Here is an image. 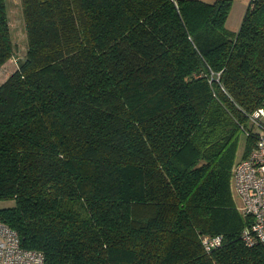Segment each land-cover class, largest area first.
Instances as JSON below:
<instances>
[{
  "label": "trees",
  "instance_id": "1",
  "mask_svg": "<svg viewBox=\"0 0 264 264\" xmlns=\"http://www.w3.org/2000/svg\"><path fill=\"white\" fill-rule=\"evenodd\" d=\"M0 84V221L44 264H264L232 167L264 106V0H19ZM14 54L0 0V67ZM243 139V151L237 147ZM220 234L205 251L201 235Z\"/></svg>",
  "mask_w": 264,
  "mask_h": 264
},
{
  "label": "built area",
  "instance_id": "2",
  "mask_svg": "<svg viewBox=\"0 0 264 264\" xmlns=\"http://www.w3.org/2000/svg\"><path fill=\"white\" fill-rule=\"evenodd\" d=\"M256 143L250 153L240 158L232 167L231 186L241 201L240 213L249 218L241 232L242 239L250 246L264 244V106L249 116ZM220 234L201 235V245L211 251L221 245ZM0 264H44L40 250L23 248L16 230L0 221Z\"/></svg>",
  "mask_w": 264,
  "mask_h": 264
},
{
  "label": "rangeland",
  "instance_id": "3",
  "mask_svg": "<svg viewBox=\"0 0 264 264\" xmlns=\"http://www.w3.org/2000/svg\"><path fill=\"white\" fill-rule=\"evenodd\" d=\"M239 0H235V2H237ZM245 3H248V0H243ZM235 6V5H234ZM237 12V10L235 9L234 13ZM8 14V18H9V13ZM12 27L10 29V33L12 40L14 41V54L12 56V58H10L6 63H4L1 67H0V84L8 77V75H10L17 66L18 61L24 56L25 54V49H26V37H25V28H24V21L22 18V15L20 13V19L17 13V18L15 17L16 12L13 9L12 10ZM232 20V18H230V21ZM21 21V22H20ZM10 24V21H9ZM234 24H230V26H233ZM12 28H13V32H12ZM227 28V27H226ZM231 29V28H230ZM243 139L241 138L238 142V149H237V158H239L242 154L243 151ZM234 194V198L236 200V202L238 203V205L241 204L240 198L235 194ZM12 201H6V202H0V206L2 205H10L12 204Z\"/></svg>",
  "mask_w": 264,
  "mask_h": 264
},
{
  "label": "crops",
  "instance_id": "4",
  "mask_svg": "<svg viewBox=\"0 0 264 264\" xmlns=\"http://www.w3.org/2000/svg\"><path fill=\"white\" fill-rule=\"evenodd\" d=\"M5 1H6L7 13H9L8 21H10L9 25H10V29H11V27L13 26L12 22H11L12 21V19H11L12 18L11 17L12 16V14H11L12 10L13 9L15 10V12H16L15 17L16 18H17V13H18L19 19H20V13L22 15L21 7H20V1L19 0H5ZM234 1L235 0H233V2H232L229 15H228V17L226 19V22H225V27H227V29H229L231 31H236L238 29V27L240 25V21L242 19V16H243V14L245 12V9H246V7L248 5V3L247 2L245 3L243 0H239V1L235 2V4H234ZM235 9L237 10V12L234 13ZM7 16H8V14H7ZM230 18H232L231 21H230ZM230 24H234V25L230 26ZM12 32H13V28H12ZM13 43H14V41H13Z\"/></svg>",
  "mask_w": 264,
  "mask_h": 264
}]
</instances>
